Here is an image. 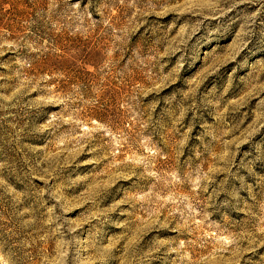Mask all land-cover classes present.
<instances>
[{"label": "rangeland", "instance_id": "rangeland-1", "mask_svg": "<svg viewBox=\"0 0 264 264\" xmlns=\"http://www.w3.org/2000/svg\"><path fill=\"white\" fill-rule=\"evenodd\" d=\"M0 264H264V0H0Z\"/></svg>", "mask_w": 264, "mask_h": 264}]
</instances>
